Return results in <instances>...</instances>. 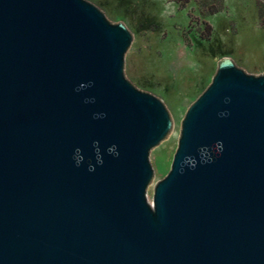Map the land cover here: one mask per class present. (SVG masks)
I'll return each mask as SVG.
<instances>
[{
    "label": "water",
    "instance_id": "obj_1",
    "mask_svg": "<svg viewBox=\"0 0 264 264\" xmlns=\"http://www.w3.org/2000/svg\"><path fill=\"white\" fill-rule=\"evenodd\" d=\"M131 40L87 0H0V264H264V74L218 62L150 202L172 121L124 76Z\"/></svg>",
    "mask_w": 264,
    "mask_h": 264
},
{
    "label": "rangeland",
    "instance_id": "obj_2",
    "mask_svg": "<svg viewBox=\"0 0 264 264\" xmlns=\"http://www.w3.org/2000/svg\"><path fill=\"white\" fill-rule=\"evenodd\" d=\"M132 36L124 76L165 105L172 127L149 152L153 187L170 169L181 120L229 57L246 73L264 74V0H87Z\"/></svg>",
    "mask_w": 264,
    "mask_h": 264
},
{
    "label": "clouds",
    "instance_id": "obj_3",
    "mask_svg": "<svg viewBox=\"0 0 264 264\" xmlns=\"http://www.w3.org/2000/svg\"><path fill=\"white\" fill-rule=\"evenodd\" d=\"M93 86V81H87V82H82L81 84L77 85V87L74 89L75 92L79 93L87 88H91ZM230 102V98L229 97H224L223 99V103L224 104H228ZM83 103L85 104H92V103H95V97L94 96H85L83 97ZM229 115L228 111L226 109L224 110H221L217 113V116L219 118H225ZM106 116V113H103V112H94L92 114V118L93 119H103L104 117ZM216 145H217V154H220L222 151H223V142L222 141H217L216 142ZM107 154V155H110L112 156L113 158H116L119 156V151H118V148L115 144L113 145H110L108 146L105 150H104V153H97L96 155V162L94 165H89L88 166V171L89 172H94L96 167L97 166H102L103 163H104V155ZM72 160H73V164L76 166V167H79L82 163H83V156L79 154V149L75 150L74 154H73V157H72ZM204 163H212V159H208L206 161H203ZM187 166H191V167H194L195 166V161L193 160V158L191 157H184L182 160H181V165H180V168H179V171L180 172H183V169L184 167Z\"/></svg>",
    "mask_w": 264,
    "mask_h": 264
}]
</instances>
